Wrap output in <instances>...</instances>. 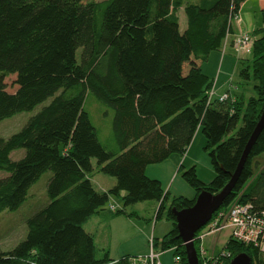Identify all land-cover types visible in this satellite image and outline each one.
I'll return each instance as SVG.
<instances>
[{
    "label": "trees",
    "instance_id": "16d2710c",
    "mask_svg": "<svg viewBox=\"0 0 264 264\" xmlns=\"http://www.w3.org/2000/svg\"><path fill=\"white\" fill-rule=\"evenodd\" d=\"M243 1L0 0V122L52 98L20 131L0 138V171L8 174L0 178V212L17 211L50 172L46 203L26 218L25 238L0 251V264H129L130 255L97 259L93 236L83 228L121 193L124 209L116 214L139 202L158 203L155 219L165 218L173 227L161 239L152 238L154 249H173L179 264H188L172 210L191 207L202 191H221L263 111L264 27L240 71L255 82L251 97L207 102L214 80L202 65L222 51L230 17ZM181 7L184 31L177 16ZM11 74L18 86L13 93L3 83ZM90 97L111 112L113 137L107 145L86 109ZM199 129L216 175L205 183L195 166L181 165L196 194L171 198L146 168L184 155ZM17 149L24 155L13 161L10 154ZM95 171L115 178V185L96 190L90 180ZM236 199L264 209V128L219 211ZM224 247L230 258L223 264L241 253L251 264H264L253 245L229 238Z\"/></svg>",
    "mask_w": 264,
    "mask_h": 264
},
{
    "label": "rangeland",
    "instance_id": "374dc122",
    "mask_svg": "<svg viewBox=\"0 0 264 264\" xmlns=\"http://www.w3.org/2000/svg\"><path fill=\"white\" fill-rule=\"evenodd\" d=\"M231 42L229 41L224 52H212L210 59L203 64L204 72L214 80L215 99L228 93L232 98H240L242 95L244 99H247L254 92L253 86L255 82L252 79L246 80L240 75V71L249 63L250 55L243 53V51L239 52L235 50L231 46ZM80 53L81 49H78V60ZM3 83L5 84L6 91L9 93L15 92L18 88L15 74L5 77ZM51 100L52 98L47 99L32 111L21 112L1 121L0 138L7 139L20 131L27 120L38 113ZM85 106L90 113L94 126L98 129V136L101 143L104 145L111 143L113 137L111 112L105 107H99V104L93 97L86 100ZM239 126L240 124L237 128ZM205 144V137L199 129L184 155L173 154L175 157H172V159L149 165L147 167L149 176H147L151 179L159 180L165 192H169L171 198L183 197L193 199L196 194L195 190L183 179L182 171H179V169L181 165L183 169L195 166L198 178L205 183H209L215 177L216 173L211 165L208 154L204 150ZM23 155L24 149H17L10 154V158L16 161ZM174 158L179 159L180 162L177 163L176 161L177 167L172 171V161ZM92 162L96 166V160L92 159ZM7 175L6 172L0 171V178L6 177ZM49 176L50 172H47L39 178L29 191L28 200L17 211L0 212V251H7L13 248L25 238L27 232L25 224L26 218L46 203L45 188ZM90 177L94 183V188L97 190L107 189L112 185L109 180L113 177L99 173L98 171L92 173ZM112 206H114V209H111ZM121 209H124L121 196H111L100 212H111V214L115 215V211ZM156 209L157 205L155 201H144L127 206L124 210L125 213L115 215L110 222L111 227L109 228V231H111V238L109 240L111 256L119 257V255L126 253L132 256L144 255L150 249V241L152 238L161 239L172 229V223L165 218L155 219ZM128 213H135L138 216L131 217ZM227 240L228 234L227 231H224L219 235L207 237L205 246L211 250L215 243L216 249L222 251ZM99 252L96 249V258L99 256ZM160 262L161 264H176L174 250L170 249L162 252Z\"/></svg>",
    "mask_w": 264,
    "mask_h": 264
},
{
    "label": "built area",
    "instance_id": "2783aa9c",
    "mask_svg": "<svg viewBox=\"0 0 264 264\" xmlns=\"http://www.w3.org/2000/svg\"><path fill=\"white\" fill-rule=\"evenodd\" d=\"M236 19H238V15H232L230 17L231 23ZM229 35L227 34L224 41L223 52L229 43ZM254 42L255 38L253 36L244 33L235 36L232 39L231 46L239 52L243 51V53L250 55ZM213 100H215L214 87L207 94V102L211 104ZM216 100L227 102L231 101L232 97L228 93L221 95ZM111 209H114V206ZM224 231H227L228 239L231 238L240 243L253 245L264 255V209H257L250 202L243 203L235 200L227 210H218L212 219L196 233L194 244H197L199 264H223L224 260L230 258V253L225 250V247L222 251H218L215 243L211 250L205 246L207 237L219 235ZM160 255L161 253L154 249L151 240L149 251L144 255L130 257L129 264H161ZM175 262L179 264V259L175 258Z\"/></svg>",
    "mask_w": 264,
    "mask_h": 264
},
{
    "label": "water",
    "instance_id": "95a60500",
    "mask_svg": "<svg viewBox=\"0 0 264 264\" xmlns=\"http://www.w3.org/2000/svg\"><path fill=\"white\" fill-rule=\"evenodd\" d=\"M264 128V106L261 116L256 123L244 149L235 171L230 176L228 183L216 194L209 191L200 192L194 204L183 210L172 212L175 216L176 228L179 232L186 252L188 264H199L197 251L194 245V237L213 217V215L223 206L226 198L232 193L241 172L244 168L248 155L255 144L257 138ZM229 264H251V258L241 253L232 258Z\"/></svg>",
    "mask_w": 264,
    "mask_h": 264
},
{
    "label": "crops",
    "instance_id": "0c3cea01",
    "mask_svg": "<svg viewBox=\"0 0 264 264\" xmlns=\"http://www.w3.org/2000/svg\"><path fill=\"white\" fill-rule=\"evenodd\" d=\"M87 1H90V0H87ZM92 1H102V0H92ZM263 10H264V0H245L243 1L239 6L238 19L234 20L231 23V34L229 35L228 41H232V39L235 36L239 34H244V33L250 34L251 36L255 38V40L261 37L262 34L260 30L264 27V14L262 13ZM177 16L179 18L180 30L184 31L187 27V18L185 16L183 7H181L178 10ZM211 55L212 54H210L208 59H210ZM202 70L204 72L203 65H202ZM205 74L210 77V75H208L207 73ZM172 157H175V156L172 155L169 159H172ZM176 161L177 163L180 162L179 159L177 160L174 158V160L172 161L173 163L172 171L175 170V168L177 167ZM145 173L146 175L149 176L147 168H146ZM90 180L92 182L91 177H90ZM109 182L110 184H112L110 187H108L107 189H98V191H107L108 189L113 187L116 182L115 178H112L111 180H109ZM92 184L94 185L93 182ZM123 195L124 193H121L120 196L122 197ZM156 205L158 207L157 202H156ZM113 218L114 217L111 216V212H100V213L94 214L83 224L84 230L93 236L94 243H95V250L98 249L100 251L97 259H101L106 253L108 254L109 258L113 260H117L126 255H130L126 253V254L119 255V257L111 256L110 241H109L111 238V231H109V228L111 227L110 222ZM95 257H96V251H95Z\"/></svg>",
    "mask_w": 264,
    "mask_h": 264
}]
</instances>
